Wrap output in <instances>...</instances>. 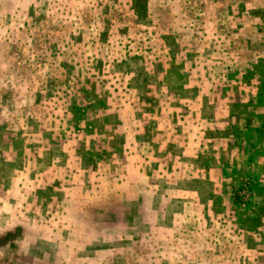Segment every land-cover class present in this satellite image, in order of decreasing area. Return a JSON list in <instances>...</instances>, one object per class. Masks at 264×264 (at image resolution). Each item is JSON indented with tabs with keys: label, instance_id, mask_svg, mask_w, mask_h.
Listing matches in <instances>:
<instances>
[{
	"label": "rangeland",
	"instance_id": "obj_1",
	"mask_svg": "<svg viewBox=\"0 0 264 264\" xmlns=\"http://www.w3.org/2000/svg\"><path fill=\"white\" fill-rule=\"evenodd\" d=\"M0 264H264V0H0Z\"/></svg>",
	"mask_w": 264,
	"mask_h": 264
}]
</instances>
